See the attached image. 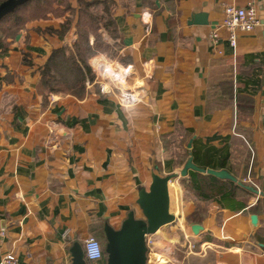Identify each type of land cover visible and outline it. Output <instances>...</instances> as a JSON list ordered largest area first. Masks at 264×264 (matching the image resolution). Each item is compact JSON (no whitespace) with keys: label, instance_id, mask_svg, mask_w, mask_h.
I'll use <instances>...</instances> for the list:
<instances>
[{"label":"crops","instance_id":"0c3cea01","mask_svg":"<svg viewBox=\"0 0 264 264\" xmlns=\"http://www.w3.org/2000/svg\"><path fill=\"white\" fill-rule=\"evenodd\" d=\"M65 1L77 10L79 0ZM111 1L118 46L107 58L131 69L126 85L139 96L132 109L87 88L95 75L82 96L39 91L52 50L76 41V13L64 37L47 30L68 15L29 22L0 49V262L13 254L18 264H72L73 244L98 238L105 224L119 229L129 212L142 218L140 192L157 175L173 176L169 212L179 235L159 247L160 230L152 256L166 264H264V197L226 180L239 187L229 208L201 201L191 170L179 176L194 145L213 148L223 168L211 170L264 192V0L255 4L260 26L238 33L235 47L221 25L224 7L246 0ZM64 76L75 83L70 69ZM175 242L183 252L172 250Z\"/></svg>","mask_w":264,"mask_h":264},{"label":"trees","instance_id":"16d2710c","mask_svg":"<svg viewBox=\"0 0 264 264\" xmlns=\"http://www.w3.org/2000/svg\"><path fill=\"white\" fill-rule=\"evenodd\" d=\"M75 13L77 17L74 26L76 41L71 46L63 45L52 50L40 70L39 91L49 93L70 92L77 96H82L84 94L85 81L89 80L91 82L94 79V73L88 61L97 55L115 57L118 44L114 41L116 38V25L113 19L112 1L79 0L77 10H73L65 0H28L0 20V49L2 52H6L9 45L8 40H12L26 24L32 21L68 15L58 30H47L49 33L64 37L71 29ZM106 35L108 39L104 37ZM67 69H70L77 83L75 91H73V85L64 76V71ZM77 72L81 74L80 78L77 77ZM225 86H229L231 90L229 83L224 84L223 88ZM245 102L250 109L251 100ZM191 154L193 163L199 168H223L222 166L218 167L221 164L214 162L219 152L213 148L199 151L197 146L194 145L191 149ZM189 174L191 178L190 187L197 193L198 197H201V201L215 200L217 203H224L231 208V202L235 198L239 187L211 175L202 176L193 171H190ZM202 180H206L204 185L201 183ZM239 206L240 209L244 207L243 204ZM100 234L101 237L96 238L102 247L103 257L100 260V264H106L105 238L103 232H100Z\"/></svg>","mask_w":264,"mask_h":264},{"label":"water","instance_id":"95a60500","mask_svg":"<svg viewBox=\"0 0 264 264\" xmlns=\"http://www.w3.org/2000/svg\"><path fill=\"white\" fill-rule=\"evenodd\" d=\"M27 1L5 0L0 3V20ZM188 148H191V142L188 144ZM189 170L211 175L221 180L232 181L245 190L264 197L263 191L247 186L244 182H238L226 170L215 171L196 167L192 162L191 155L179 172V176L185 177ZM172 179L173 176L154 175L149 190L140 192L137 204L142 212L141 219H136L134 212H129L119 229L116 230L108 224L104 225L106 264H148L146 237L154 235L161 227L175 222V216L169 212V182ZM256 221L257 217L252 215V224L255 225ZM190 229L193 235H198L202 227L200 224L193 223L190 225ZM70 254L72 264H88L84 259L80 243L73 244Z\"/></svg>","mask_w":264,"mask_h":264},{"label":"built area","instance_id":"2783aa9c","mask_svg":"<svg viewBox=\"0 0 264 264\" xmlns=\"http://www.w3.org/2000/svg\"><path fill=\"white\" fill-rule=\"evenodd\" d=\"M255 4H256V0H246V4L243 7H237L233 5L224 7V19L221 25H222V28H224V30L227 31V38H228L230 46L232 47L236 46L238 33L251 32L253 29L260 26V20L257 17V10H256ZM210 38L212 42L214 43L216 42V40L218 39L217 30L213 31L210 34ZM103 69H104V64L102 62H101L99 71H95L92 66L95 79H94V82L87 83L86 87L90 88L96 85L99 88L100 93H105V94L115 96L118 99L119 103L123 106V104L121 103L120 87H118L115 83H113L111 78L100 75V73L103 72ZM119 70L120 68L114 69V71H117V72H119ZM126 77H127V73H126ZM125 85H126V78H125ZM125 91H127L130 95H136L137 100L139 102V96L136 94V91L129 89L127 85L125 87ZM153 236L154 235H149L146 237V246L148 248L147 250V260L148 261L151 257L150 248L152 246L155 247V240ZM187 247L192 251L194 249V245L192 244H188ZM83 256L86 262L96 263L102 259L103 254L101 253L100 259L95 260V261L89 260L84 251H83ZM0 264H18V262L16 260V257L13 254H7L6 256L2 258Z\"/></svg>","mask_w":264,"mask_h":264},{"label":"clouds","instance_id":"9594fccd","mask_svg":"<svg viewBox=\"0 0 264 264\" xmlns=\"http://www.w3.org/2000/svg\"><path fill=\"white\" fill-rule=\"evenodd\" d=\"M101 62L104 64L103 72L100 75L109 77L121 90V103L126 109H132L138 102L136 95H130L125 91V78L130 68H123L117 65L114 61L109 60L106 56L100 55L90 60V64L95 71H99ZM115 68H120L119 72L114 71ZM82 250L85 252L89 260H99L101 257L102 249L99 242L93 236H88L83 241Z\"/></svg>","mask_w":264,"mask_h":264},{"label":"rangeland","instance_id":"374dc122","mask_svg":"<svg viewBox=\"0 0 264 264\" xmlns=\"http://www.w3.org/2000/svg\"><path fill=\"white\" fill-rule=\"evenodd\" d=\"M105 56V55H104ZM106 57H108V56H106ZM73 76V75H72ZM73 79H74V82H75V78H74V76H73ZM70 83V82H69ZM73 85V87H74V89H76L77 88V83L75 82V83H73L72 84ZM177 216V213H175V217ZM177 218V217H176ZM179 222V221H178ZM183 223V222H182ZM183 226V225H182ZM162 231H161V234H160V232L158 233V234H160L159 236H157L158 238H160L161 240H162V242L163 243H160L159 244V247H165V245H167V242L165 241V237L167 236V235H174V236H176L177 237V235H179V232L178 231H175L176 229H175V225L174 224H169V225H166L165 227H163L162 229H161ZM169 233V234H168ZM99 237H101V234H99ZM96 238V237H95ZM171 248H172V250L174 251V249L176 248V249H178L176 252L177 253H181L180 251H182L183 252V249H182V247L180 248V244L179 243H176L175 242V244H174V247H173V245L171 246ZM180 249V250H179ZM150 256H151V258H153L154 260H155V262L154 263H152L151 261H150V264H160V263H162V264H166V263H164V262H167V260H165L164 259V257H162V256H159V257H155V255H151L150 254ZM156 258V259H155ZM91 264H94V263H91Z\"/></svg>","mask_w":264,"mask_h":264},{"label":"bare ground","instance_id":"6f19581e","mask_svg":"<svg viewBox=\"0 0 264 264\" xmlns=\"http://www.w3.org/2000/svg\"><path fill=\"white\" fill-rule=\"evenodd\" d=\"M166 226V225H165ZM165 226H163V227H165ZM163 227H161L155 234H154V237H155V235H157L159 232H160V230L163 228ZM154 249V246H152L151 248H150V254H152V250Z\"/></svg>","mask_w":264,"mask_h":264}]
</instances>
